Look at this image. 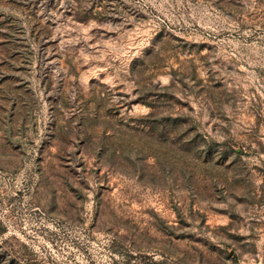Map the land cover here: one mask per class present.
Returning a JSON list of instances; mask_svg holds the SVG:
<instances>
[{
  "label": "rangeland",
  "instance_id": "374dc122",
  "mask_svg": "<svg viewBox=\"0 0 264 264\" xmlns=\"http://www.w3.org/2000/svg\"><path fill=\"white\" fill-rule=\"evenodd\" d=\"M0 264H264V0H0Z\"/></svg>",
  "mask_w": 264,
  "mask_h": 264
}]
</instances>
